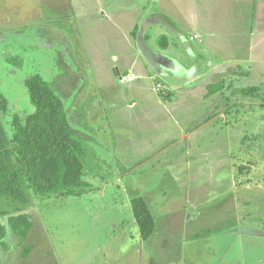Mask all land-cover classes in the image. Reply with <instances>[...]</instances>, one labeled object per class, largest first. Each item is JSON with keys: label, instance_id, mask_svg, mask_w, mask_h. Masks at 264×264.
I'll use <instances>...</instances> for the list:
<instances>
[{"label": "rangeland", "instance_id": "374dc122", "mask_svg": "<svg viewBox=\"0 0 264 264\" xmlns=\"http://www.w3.org/2000/svg\"><path fill=\"white\" fill-rule=\"evenodd\" d=\"M104 2L0 0V122L6 135H12L15 116L26 121L35 112L36 106L26 80L41 75L63 100L69 116L74 106H82L80 121L72 118L70 121L75 134L88 143L96 157L91 160L88 155L84 156L88 171L84 179L87 181L91 176L93 184L80 196L52 195L33 198L26 204L0 199V220L8 227L5 245L0 247V264H147L145 253L140 254L141 257L138 255V260L134 251L132 256L127 252L137 244L131 204V197L135 195L146 196L152 213L158 217L156 228H166L160 227L154 237L157 251L162 249L166 231L170 233L173 256L171 253L162 255L164 259L170 255L172 263L169 264H184L175 250L179 251L178 247L194 239L190 228L197 225L201 227L198 239L205 247L204 261H208L204 264H217L220 259L225 260L222 264H228L232 258L228 247L235 230L238 237L234 245L241 248L233 250L235 255L245 253L246 261L259 256L264 251L261 247L264 237L260 236L264 230V51L259 49L262 45L253 48L250 60L244 59L242 63V69L252 75L250 83L246 77H241L244 80L236 86L239 88L233 89L242 92L252 86L257 87L259 97L230 91L226 96L231 99L233 96L232 104L227 101L224 105L219 103L218 109L201 104L194 106L197 121H207L209 110L213 115L221 109L219 118L213 120L221 121L220 126H213L218 127L215 133L210 131V125L200 130L199 138L204 150L213 145V139L215 142L219 139L222 150H231L230 154H222L220 158L211 155L189 157V161L194 162L190 174L183 171L175 173L180 168L174 167V174L169 175L158 165L162 155L147 159L149 155L136 147L144 142L140 128H145L138 125L134 114L132 116L128 112L130 99L125 96L119 100L116 94L110 96L108 89L105 91L100 84L91 86L92 78L99 80L94 64L90 63L92 54H97V60L101 61L104 46L127 49L123 50L127 53L133 51L128 38H116L117 44L105 40L107 22L101 19L105 11L101 10ZM260 8L264 10V4ZM261 20L258 15L254 16L256 29L248 34L254 45H259L257 41L260 39L264 42V17ZM112 68V61L108 58L106 78L115 76ZM116 83L117 79L114 87ZM119 86L126 91V84ZM90 99L97 100L98 104L90 108L93 110L85 111L84 106ZM117 110L123 119L118 117ZM86 112L95 119L88 118ZM120 120H123L120 130L131 135L125 137L129 140L118 139L113 134L110 138L99 136L104 134L109 123L112 124L110 130L116 127L110 121ZM106 121L107 126L104 125ZM97 128H100L99 132H96ZM170 128L177 130V125L172 122ZM158 131L151 127L143 134L155 137ZM148 142L149 147H154L163 141L159 137ZM173 153L176 155L177 152ZM167 155L170 151L164 153ZM198 164L203 172L193 173L199 171L195 166ZM136 165L134 172L132 169ZM129 171L132 173L128 174ZM119 175L123 181L118 179ZM164 178L167 182L176 183L167 190L166 196L154 192V184H150L151 179H159V184ZM189 178L198 184L205 182L196 198L199 206L195 208V212L201 211L202 217L199 223L190 220L186 226L189 230L182 236L183 205L188 206V212L194 207L193 203H187L182 188L183 181ZM167 209L177 210L178 213L174 214L177 218L166 221V215L171 216L165 214ZM19 213L29 214L33 226L25 242L29 247L28 254L24 253L19 237L7 220L9 215Z\"/></svg>", "mask_w": 264, "mask_h": 264}, {"label": "crops", "instance_id": "0c3cea01", "mask_svg": "<svg viewBox=\"0 0 264 264\" xmlns=\"http://www.w3.org/2000/svg\"><path fill=\"white\" fill-rule=\"evenodd\" d=\"M104 1L101 10L104 9L105 11L102 12L101 19L107 22L105 25V33L107 35L105 40H110V44H117L116 38H128L132 43L128 40L127 42L130 48L133 47V51L127 53L123 51L127 49H109L104 46L102 49L103 59L101 61L97 60V54H92L90 63L94 64V70L99 80L92 78L91 86L93 88V83H97L104 86L105 91L108 89V95L110 96L116 94L119 100H122L125 96L130 99L128 112L132 116L134 114L138 125L145 128H140L141 140L144 142L136 147L149 155L146 156L147 159L162 155L164 161L162 162V157L158 165L169 175L174 174V167L175 169L180 168L179 170L176 169L175 173L183 171L184 174H190V168L194 167V162L189 161V157L200 158L211 155L220 158L222 154H230L231 150L226 148L222 150V144L219 139L216 142L213 139V145L209 146L208 150H204L202 140L199 138V135H201L200 130L210 125H212L210 131L215 133L218 127L213 128V126L215 124L220 126L221 121L213 120L216 117L219 118L221 109L213 115L210 114L209 110L206 114L209 117L207 121H197L198 115L194 111V106L201 104L218 109L220 104L224 105L226 101L232 104L233 96L232 99L227 97V92L237 93L233 89L239 88L236 86H240L239 83L244 80L241 77H246L247 83H250L252 75L250 76L249 72L246 73V70L242 69V63L245 62L244 59L250 60V51L253 48L262 45L259 49L264 51L263 39L257 41L259 45H254L251 37H248V34L251 35L253 28L256 29L253 25L254 16L258 15L260 21L264 17V10L260 8L261 4H264V0ZM142 3L144 4L142 5ZM134 30H138L135 35L133 34ZM260 31L262 32V29ZM196 34L199 35V38L192 39L191 37ZM161 35L167 37V46H162L158 42V38ZM251 57H253V54ZM108 58L112 61V69L115 71V76L106 78L104 74L108 75L105 70ZM124 75L128 76V79L122 81ZM115 79H117L116 87H114ZM215 83H222V87L216 92H211L210 86ZM121 84H126V91L121 89L119 86ZM158 84L163 86L161 91L157 90L156 86ZM88 101L89 103L87 102V105L84 106L85 111L98 104L97 100L95 102L92 99ZM79 103L76 102V104ZM81 107L80 105L74 106L70 118L80 121L78 119L82 118ZM89 114L86 112L88 118L95 119ZM117 114L120 119H123L122 113H119L118 110ZM110 122L114 123L116 127L110 130L112 124L109 123L108 125V121L104 122V125L108 126L104 129V134L99 135L100 137L105 138V136H108L110 138L111 134H113L118 139L120 137L126 139L125 137L131 136L120 130L123 126V120ZM172 122L177 125V130L170 128ZM151 127L159 129L155 137L143 134ZM99 131L100 128H97L96 132ZM217 136L219 137V132H217ZM159 137L160 141H163L161 145L156 146L155 144L154 147H149L148 141L155 140V138L159 139ZM85 143L86 155L91 160L96 158L94 157L95 151H90L91 147L87 145V142ZM169 151L170 155L164 156V153ZM173 152H177L176 155H173ZM195 166L198 167L199 171H194L193 173L203 172L199 164ZM136 168L137 165L132 170L136 172ZM87 172L85 175L88 174ZM127 173L131 174L132 171ZM120 177L121 175H119L118 179L123 181L124 178ZM92 179L90 176L87 181L93 184ZM190 179L183 181L185 184L182 188L184 189L187 203H193L194 207L188 212V206L183 205L182 217L184 226L182 236L188 232L189 227L186 226L190 220L199 223L202 217L200 216L201 211L195 212V208L196 205L199 206L196 198L204 188L205 182L198 184L195 181L191 182ZM157 181L159 179H151L150 184H154L152 190L158 194L161 192L163 196H166L167 190L172 189L174 184H176L173 181L167 182V178H164L159 184ZM247 187L248 185H246ZM144 198L148 203L146 196ZM242 202H246V200H242ZM177 213V210L167 209L165 214H171V216L166 215V221L177 218V216H174ZM154 217L155 221H158L156 214H154ZM134 222L133 232L134 234L136 233L135 240H137V244L134 247H130L127 251L130 256H132L134 251L133 254L136 255L138 260L139 256L141 257L140 254L145 253L144 260H146L147 264L149 262L150 264L172 263L170 255L165 257L166 261L162 257L163 254L170 253L173 256L172 250H170V247H172L170 233L166 231L161 250L157 251L155 246L158 245L154 242L158 229L160 227L166 229L165 226H159L149 239L144 240L140 235L135 218ZM166 225L169 226V224ZM194 228H190L191 236L193 235L194 239L182 244L178 247L180 250L176 249L175 252L181 255L180 261L183 260L184 264L208 263V261H204L203 256L205 255V247L198 239L200 235L198 232L201 227L197 225ZM207 231L210 232V230ZM263 231L260 235L261 238L264 237ZM233 232L235 235L228 247L229 253H232V258L227 263L264 264V251L252 260L247 258V261L243 256L245 253H237L235 255L233 250L237 251L241 250V248L234 245L238 237V231L235 230ZM262 239L263 245L261 247H264V238ZM217 262V264H222L225 260L220 259ZM118 264L123 263L120 262Z\"/></svg>", "mask_w": 264, "mask_h": 264}, {"label": "trees", "instance_id": "16d2710c", "mask_svg": "<svg viewBox=\"0 0 264 264\" xmlns=\"http://www.w3.org/2000/svg\"><path fill=\"white\" fill-rule=\"evenodd\" d=\"M158 42L168 45L165 35H161ZM26 84L36 106L35 112L26 121L15 116L10 137L0 122V199L26 204L33 198L84 194L92 185L84 179L85 141L75 134L65 104L49 82L41 75H34ZM221 87L222 83H215L210 90L216 92ZM257 90L252 86L237 92L259 97ZM131 204L142 239H149L156 229L154 214L143 196H134ZM7 220L19 237L24 253L28 254L25 242L33 228L30 215L12 214ZM7 234L8 227L0 220V247L5 245Z\"/></svg>", "mask_w": 264, "mask_h": 264}, {"label": "built area", "instance_id": "2783aa9c", "mask_svg": "<svg viewBox=\"0 0 264 264\" xmlns=\"http://www.w3.org/2000/svg\"><path fill=\"white\" fill-rule=\"evenodd\" d=\"M197 37H198V35L196 34V35H193L191 38L194 39V38H197ZM127 79H128V76H126V75H124L122 77V81H125ZM156 87H157V90H159V91H161V89L163 88V86L161 84H158Z\"/></svg>", "mask_w": 264, "mask_h": 264}]
</instances>
